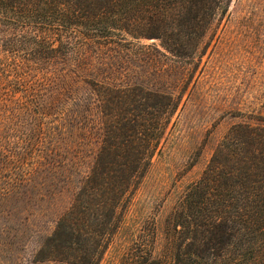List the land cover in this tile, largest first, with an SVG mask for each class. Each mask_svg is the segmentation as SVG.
Returning <instances> with one entry per match:
<instances>
[{"label": "rangeland", "instance_id": "rangeland-1", "mask_svg": "<svg viewBox=\"0 0 264 264\" xmlns=\"http://www.w3.org/2000/svg\"><path fill=\"white\" fill-rule=\"evenodd\" d=\"M80 31L83 60L38 65L21 88H0V264H74L39 260L36 251L71 205L101 143L103 117L89 80L179 99L98 264H119L151 222L154 251H164L174 208L229 126L264 124V0H229L188 57L170 54L154 37L94 25ZM4 40L0 32V54H29L8 50Z\"/></svg>", "mask_w": 264, "mask_h": 264}, {"label": "trees", "instance_id": "trees-1", "mask_svg": "<svg viewBox=\"0 0 264 264\" xmlns=\"http://www.w3.org/2000/svg\"><path fill=\"white\" fill-rule=\"evenodd\" d=\"M228 2L0 0L5 46L29 50L18 58L0 54V88H21L38 65L72 56L83 60L78 33L90 25L154 37L174 56H193L192 43L224 16ZM88 83L103 117L101 143L71 205L36 251L39 260L98 264L179 103L137 84ZM148 229L138 232L119 264H264V124L229 126L200 176L186 186L159 254L153 222Z\"/></svg>", "mask_w": 264, "mask_h": 264}]
</instances>
